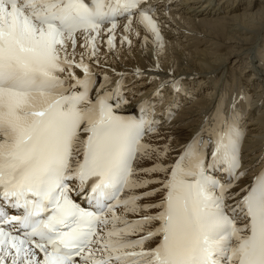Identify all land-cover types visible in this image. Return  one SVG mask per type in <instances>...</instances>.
Returning a JSON list of instances; mask_svg holds the SVG:
<instances>
[{"label": "snow or ice", "instance_id": "snow-or-ice-1", "mask_svg": "<svg viewBox=\"0 0 264 264\" xmlns=\"http://www.w3.org/2000/svg\"><path fill=\"white\" fill-rule=\"evenodd\" d=\"M154 8L0 0V264H264V169L240 186L235 123L218 114L211 143L198 132L172 159L149 142L151 98L137 118L119 111L123 74L97 85L99 42L114 50L121 19V44L135 19L163 46Z\"/></svg>", "mask_w": 264, "mask_h": 264}, {"label": "bare ground", "instance_id": "bare-ground-1", "mask_svg": "<svg viewBox=\"0 0 264 264\" xmlns=\"http://www.w3.org/2000/svg\"><path fill=\"white\" fill-rule=\"evenodd\" d=\"M150 1L155 3V19L163 46L159 47L151 34L144 44L146 33L135 19L133 27L139 31V37L130 34L131 45L121 44L125 35L126 21L123 20L116 30L112 52L107 50L106 36L99 42V64L92 65L96 79L101 81L104 75L112 77V84L108 85L111 87L123 74L125 96L131 98L124 108L152 94L162 83L164 87L156 103L169 101L173 106L182 99L174 119L158 128L159 136L154 135L149 141L156 145L170 143L177 150L170 154L172 159L178 155L181 145L198 132L209 139L205 128L214 126L218 114L239 122L245 133L242 168L248 170L240 181L243 187L251 182L261 164L264 0ZM166 3L169 11L164 8ZM76 71L81 75L80 70ZM137 71L142 75H136ZM173 80L182 84L186 96H176L166 87V81ZM142 166L151 167L152 161L147 164L144 161Z\"/></svg>", "mask_w": 264, "mask_h": 264}, {"label": "rangeland", "instance_id": "rangeland-1", "mask_svg": "<svg viewBox=\"0 0 264 264\" xmlns=\"http://www.w3.org/2000/svg\"><path fill=\"white\" fill-rule=\"evenodd\" d=\"M250 75L248 76V78L250 79ZM205 94V93H204ZM191 101H193V98L191 99ZM243 135H245V133H243ZM244 141V140H243ZM145 163L147 164L148 163V161H145ZM141 191H143V190H141Z\"/></svg>", "mask_w": 264, "mask_h": 264}]
</instances>
